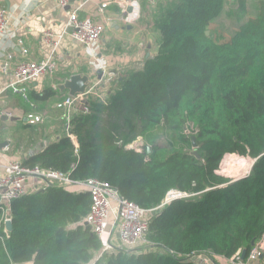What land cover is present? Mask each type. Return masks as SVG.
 Segmentation results:
<instances>
[{"label": "trees", "instance_id": "1", "mask_svg": "<svg viewBox=\"0 0 264 264\" xmlns=\"http://www.w3.org/2000/svg\"><path fill=\"white\" fill-rule=\"evenodd\" d=\"M227 2L159 0L151 12L154 54L116 73L104 98L74 104L75 144L62 136L22 163L106 181L144 208L157 207L169 190L183 194L149 219L153 251L124 258L120 250L112 264H195L193 255L216 264L247 253L264 233V0L217 43L206 26ZM55 92L36 95L44 100ZM165 132L172 140L166 146L156 142ZM191 136L198 158L187 150ZM175 139L178 148L168 151ZM225 154L252 159L249 174L219 180L213 171ZM89 204L88 192L56 185L13 200L11 230L0 222V264L89 263L82 246L99 241L88 225L63 228L82 221Z\"/></svg>", "mask_w": 264, "mask_h": 264}, {"label": "crops", "instance_id": "2", "mask_svg": "<svg viewBox=\"0 0 264 264\" xmlns=\"http://www.w3.org/2000/svg\"><path fill=\"white\" fill-rule=\"evenodd\" d=\"M121 1H73V6L83 4L79 11V17H88L93 22L103 26V33L97 52V61L91 58L82 45L72 41L65 35L57 45L53 55L55 70L51 74H45L29 85L27 100L17 94H13L10 90H4L0 93V123L7 124L9 127L17 125V121L21 120V134L28 138L31 132L34 133L33 139L21 140V159L19 162L23 163L28 156L44 150L62 136L71 137L70 129L74 126L73 116L76 109L74 106L71 107L69 116H66L64 110L56 107L58 102L69 95L67 90L60 89L59 86L68 80L71 75L79 74L87 76L88 83L98 80L99 82L94 87L92 94L86 99L88 100L90 97L91 99L99 98L100 87L105 86L111 79L107 75L109 72H111V77L112 75L114 77L116 73L123 70L133 60L137 61L135 65L139 64V67L146 57L154 54L156 48L155 42L146 41L143 43L141 41L143 39L140 37L142 32H149L153 20L150 19L151 22L149 20L148 23L142 20V23H140L141 15L139 14L138 19L132 24L123 25L119 6V2ZM0 3L5 7L9 15L8 33L0 40V55L11 52L14 57L13 62L16 63L26 60L40 61L49 55L51 47L44 42L42 34L45 31H49L54 35L63 32L67 19L66 10L59 8L56 0H0ZM103 3H107V5L101 8V4ZM146 37H149L147 33ZM17 39L21 40L22 46L16 43ZM20 47L21 49H26L25 54L21 53ZM97 62L103 65V73L99 70ZM10 79V73H0V91ZM44 88H50L56 92L48 98L40 100L36 94L40 93ZM8 105H12L11 107L13 108L17 105L19 107L14 108L13 112L11 108L1 110ZM71 112L73 113L71 114ZM27 113L41 115V122L28 124L26 121ZM41 125H44L48 129L46 134L42 135L40 131ZM29 127L34 128L35 131H33L34 129L29 131L24 129ZM4 142L6 145L3 146L2 143ZM73 142L75 144V140ZM10 144L9 141H0V162L16 158V154L9 152ZM5 146L7 150L3 149ZM27 189L29 190L28 186ZM70 189H75L77 192L84 191L78 186H72ZM44 191L40 194H33L29 190L26 194L41 196ZM83 223L86 224L85 220ZM216 264L232 263L229 259L216 258ZM255 264H264V254Z\"/></svg>", "mask_w": 264, "mask_h": 264}, {"label": "built area", "instance_id": "3", "mask_svg": "<svg viewBox=\"0 0 264 264\" xmlns=\"http://www.w3.org/2000/svg\"><path fill=\"white\" fill-rule=\"evenodd\" d=\"M59 8L66 6L67 19L64 31L54 35L49 31L42 34L44 42L51 47L49 55L40 61H20L13 62V53H2L0 55V73L11 74L10 81L4 86V90H10L13 94L21 96L27 100L28 87L45 74H51L55 70L53 55L59 42L66 35L72 41L82 45L87 50L92 59L97 61V51L99 49L103 26L93 22L88 17H79V11L83 4L73 6L74 0H56ZM107 3L101 4V8ZM121 22L123 25L132 24L139 17L138 3L135 0H122L119 2ZM135 9L136 12H135ZM9 27V15L5 7L0 3V40L7 35ZM16 43L21 45V40ZM22 46V45H21ZM21 49V47H20ZM21 53L25 54L26 49L22 48ZM12 64H14L12 66ZM99 70L103 73V65L99 64ZM98 80L90 81L85 90L75 95H67L56 107L65 111L69 116L71 107L76 102H87V97L98 84ZM10 116L9 113H7ZM41 115L34 113L26 114L28 124L41 122ZM72 140H74L71 137ZM3 149L7 150L5 146ZM41 175L43 178H40ZM49 185H59L66 188L78 186L88 192L90 204L86 218L84 219L90 232L103 243V251L135 250L140 245L147 243L148 222L153 210L163 204L183 196V194L173 193L169 190L167 198L155 208H144L123 197L120 192L108 182L97 179L74 180L67 173L41 169L37 166L27 167L19 161L6 160L0 162V222L5 226V222L12 220L11 202L31 191L33 194L42 193ZM29 187V190L27 189ZM178 192V191H177ZM165 198V197H164ZM4 232L7 233L4 228ZM264 254V233L254 242L249 251L241 258L240 253L232 256L229 260H234L237 264H255ZM207 260L206 258H203ZM97 259H92L87 264H96ZM233 263V262H232ZM26 264H34L33 260Z\"/></svg>", "mask_w": 264, "mask_h": 264}, {"label": "rangeland", "instance_id": "4", "mask_svg": "<svg viewBox=\"0 0 264 264\" xmlns=\"http://www.w3.org/2000/svg\"><path fill=\"white\" fill-rule=\"evenodd\" d=\"M135 1H137L138 3V12L141 15L139 22L142 23V20H145V22L147 21L148 23V21L152 19L151 12H153L159 0H150V1L135 0ZM258 7H259V4L257 3V0H243L242 2L238 0H228V2L223 5L222 10L215 15V18L214 19L212 18V20L209 21V23L207 24L206 26L208 29L207 35H211L212 39H214V41L217 43L228 41L232 33L238 29L240 24L245 22L250 16H255L258 13ZM149 22H151V20ZM153 30L154 29L151 26L149 29V32L141 33L140 37L143 39L141 40L143 43L146 41L154 43L153 41L154 31ZM146 33L149 35V37H146ZM100 51H104V50H100ZM136 62H137L136 60H133V62L129 63V65L124 67V69L139 68L140 67V66L138 67L139 64L135 65ZM107 75L109 76L108 78H111V79L113 78V75L111 77V72H109ZM107 83L105 86L100 87V93H99L100 97L99 98L105 97L106 91L109 86V81ZM11 106L12 105H8L7 107H3L1 110L3 109L8 110V108H11L13 112L14 108L19 107V105H17L14 108ZM16 124L17 125H12L8 127L7 124L0 123V141H9L11 143L9 147V152L16 154V158L13 157L14 158L13 160L20 161L21 159V140L33 139L34 133L31 132L30 133L31 135L28 138H26L25 136H23V134H21V120H18ZM40 127H41L40 131L42 135L48 132V129H46L44 125H41ZM24 129H27L26 131H29L34 128L29 127V128H24ZM189 130H190V127L185 128L184 132L189 133L190 132ZM33 131H35V129ZM168 135H169V132H165L163 135H159L156 138V142L164 146H166V144L169 145V143H171L172 140L170 139ZM178 143L179 142L177 141V139H175V141L173 142V145L168 147V151L175 150L176 148H178V145H179ZM141 145H142L141 142H138L137 144H135L136 147H141ZM187 150H189L190 152H192L193 150L197 151L196 148L192 146L187 147ZM252 163H253V160L248 158L247 156H242L238 154H225L220 160L219 165H217L216 169L213 171V174H215V176L222 182L232 180V179L236 180V179L245 178L249 174L250 166ZM166 198L167 196H165L163 200H165ZM154 211L155 210H153L152 213L150 214L149 219L155 214ZM83 220L78 221V222H67L65 223L63 228L67 232L69 230H76V229L78 230V232H80V228H82L80 224L83 223ZM61 229L62 228H60V230ZM84 237L85 238L87 237V233L83 235V238ZM140 247H143V245H140L135 250H128L127 252L122 251L120 252V255H121L120 257L128 258V256L130 257L131 254H139V252H147L148 251L147 248H149L152 251L154 250L151 243L149 242L143 248L139 249ZM151 247L153 249H151ZM82 248L83 250L89 251L91 255V260L94 258L97 259L96 264H112V260L118 256V252H119L118 250H115V251L110 250V252L103 251L102 250L103 243L101 241H99V245L95 247L91 244H88V245L83 244ZM156 254H158L157 251H156ZM200 257L206 258L205 256H200ZM86 263L87 262H82L81 264H86ZM231 263L237 264L234 262V260H231Z\"/></svg>", "mask_w": 264, "mask_h": 264}, {"label": "water", "instance_id": "5", "mask_svg": "<svg viewBox=\"0 0 264 264\" xmlns=\"http://www.w3.org/2000/svg\"><path fill=\"white\" fill-rule=\"evenodd\" d=\"M65 10L68 9V7L66 6L64 8ZM208 32H206L207 34ZM88 85V79H87V76H84V75H79V74H73L70 76V78L66 81L63 82L62 85L59 86L60 89H65L68 91V94L69 95H75L76 93H81L85 90L86 86ZM191 146L192 147H196V141H195V138L194 136H191ZM2 145H6V143H2ZM191 154L193 156H195L196 158H198V154L195 150H193L191 152ZM40 178H43L41 175H39ZM173 193H179L177 191H173ZM12 228V224L10 221H7L5 222V229L6 231H10ZM254 245V240L252 239L250 241V246H253ZM245 250H242L241 251V258H244L245 257ZM190 261L194 262L195 264H211V261L210 260H205L203 258H201L200 256H197V255H193L190 257Z\"/></svg>", "mask_w": 264, "mask_h": 264}]
</instances>
